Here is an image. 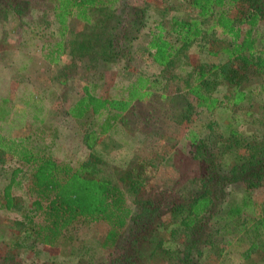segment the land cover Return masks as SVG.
Masks as SVG:
<instances>
[{
	"label": "trees",
	"instance_id": "trees-1",
	"mask_svg": "<svg viewBox=\"0 0 264 264\" xmlns=\"http://www.w3.org/2000/svg\"><path fill=\"white\" fill-rule=\"evenodd\" d=\"M120 1L124 6L122 13L117 15L116 4L121 7ZM182 1L192 17H167L158 9L148 10L145 5L135 8L129 0H6L3 7V0H0V11L6 9L5 15L10 14L19 27L24 25L23 15H36L35 23L24 26L27 31L22 35L29 39H42L41 26L48 27L46 33L54 28L51 35L56 36V40L42 55L48 65L58 61L66 45L67 55L76 56L80 61L88 52V63L92 59L96 66L100 65V70L96 68L97 71L79 86L78 98L63 114L80 122L81 127L85 119L91 122L89 129L84 128L81 134V142L90 154L87 160L73 161L61 149L60 126L49 122L40 127L42 122L38 115L31 116L32 126L35 125L30 130L32 140L28 137L9 139L0 134V154L18 164L13 169H0V221L12 215L16 233L7 240L0 233V242H4L14 255L21 251L30 254L31 258L24 260L27 264H61L55 257L47 263L35 262L36 248H51L61 239L62 243L64 231L78 220L101 222L106 227L100 239L96 236L80 242V248L87 243H99L102 251L114 248L120 231L136 217L120 187L124 180H115L110 172L113 168L123 169L131 158L140 155L138 148L129 151L128 145L120 141L124 132L121 120L135 102L147 103L155 95L163 98L167 87L160 73L136 70L135 76L130 72L120 73L121 80L113 85L108 96H100L99 84L103 82L104 73L112 69L98 57L100 53L86 49L85 42L76 38L67 40L75 22L91 26L107 58L145 54L155 70L170 68L176 63L179 72L181 70L187 77L182 89L194 99L196 109L204 116L207 128L188 130L184 135L186 143L182 142V146H188L191 158L199 163L201 173L194 180L196 184L191 183L194 187L190 191L178 194L184 200L169 209L175 214L171 217L173 228L169 232V242L175 239L177 227L185 233L200 231L205 223L202 219L212 207L214 188H225L229 179L247 185L261 178L258 171H264V133L262 140L257 141V138L254 142L260 156L235 158L229 179L217 173L220 168L212 163V155L220 150L224 152L221 155H225L227 146L237 148L247 140L236 131L244 125L243 120L236 123V110L246 114L254 98L264 101V0ZM233 7L236 12L232 11ZM46 39L51 38L45 36L47 44ZM43 49L45 45L40 50ZM39 102L40 99L34 105ZM7 103L6 99H0V122L7 117ZM214 116L224 119L221 133L213 131L215 122L211 120ZM23 182H28L26 191L30 199L25 206L16 203L13 197V191L20 190ZM249 205L243 198L232 202L225 210L227 221L244 214ZM249 223L252 229L264 235V212ZM2 224L0 228L3 229ZM143 237L148 242L154 236L146 232L139 236ZM153 245L164 248L165 244L158 239ZM189 247L185 245L183 255L171 253L169 248L164 251L170 252L169 259L187 258Z\"/></svg>",
	"mask_w": 264,
	"mask_h": 264
},
{
	"label": "rangeland",
	"instance_id": "rangeland-1",
	"mask_svg": "<svg viewBox=\"0 0 264 264\" xmlns=\"http://www.w3.org/2000/svg\"><path fill=\"white\" fill-rule=\"evenodd\" d=\"M129 1L135 8L145 5L148 10L158 9L167 17L193 16L182 0ZM5 2L6 0H3L2 7ZM120 3L121 7L116 4L117 15L122 13L121 8L124 6L122 1ZM5 11L6 9L0 11V99H6L8 103L5 105L7 117L0 122V134L9 139L28 137L32 140V136L29 137L30 130L35 125L32 126L31 116L38 115L42 122L40 127L48 125L49 122L60 126L61 149L70 155L73 161L87 160L90 154L81 142V134L84 128L89 129L91 122L85 119L84 126L81 127L80 122H74L63 114L78 98L79 86L97 71L96 68L100 70V65L96 66L92 59L88 63V52L84 53L85 57L80 61L76 56L67 55V45L64 46V53L58 61L48 65L42 55L46 48L53 44V40H56V36L51 35L54 28L51 27L50 33H46L48 27L41 26L42 39H34L31 36L29 39L22 35L27 31L24 26L29 22L35 23L36 15H23L21 22L24 25L19 27L10 14L5 15ZM232 11L236 12L235 7ZM94 33L91 26L75 22L70 27L67 40L76 38L85 42L86 49L100 53L98 57L105 60L106 65L112 69L104 73L103 82L99 84L97 91L100 96H108L113 85L121 80L120 73L123 72H130L132 76H135L137 71L160 73L167 85L163 98L155 95L147 103L135 102L130 108L131 111L123 115L121 120L124 132L120 141L128 145L129 151L138 148L140 155L131 158L123 169L113 168L110 173L115 180H124V183L119 185L125 191L126 204L132 208L136 220L129 222L120 231L113 249L103 251L99 243H87V247L83 248L80 246L92 237L99 236L100 239L106 232L105 225L101 222L88 223L78 220L64 231L62 243L61 239L51 248H36L37 258L34 261L47 263L50 258L55 257L61 264H264V235L251 228L253 222L249 223L264 212V171H258L261 178L254 181V184L246 185L243 181L234 182L229 179V170L235 158L259 157L261 154L254 142L257 138V141L260 138L262 140L261 134L264 133V101L258 97L254 98L252 107L246 114L236 110V123L244 121V125L237 127L236 131L241 132L242 137L247 140L239 143L240 147L237 148L227 146L225 155H221L224 153L221 150L212 155V163L220 168L217 173L230 181H227L223 189L214 188L212 207L202 219L205 221L201 226L202 231L200 228L196 233H185L176 226L175 239L169 242V232L173 228L171 217L175 216L169 209L173 204L184 200L178 194H183L184 190L190 191L201 173L199 163L191 158L188 146H182V142L186 143L184 135L188 130L200 128L203 131L207 128L204 127V116L196 109L194 99L182 89L183 81L187 77H184L181 70L179 72L176 63L170 68L155 70L150 66L145 54L107 58L102 53L104 48L100 47L101 42H98L97 34ZM45 36L51 38L46 39L47 44L44 43ZM134 44L135 42L133 46ZM42 45H45V49L40 50ZM220 58L222 57L219 56ZM216 60L218 61V58ZM33 99H40V102L34 105ZM219 118L214 116L211 120L215 122V133H221L223 129L224 119ZM201 119L202 121H197ZM15 167H18V164L14 160L0 154V169ZM27 187L28 182H23L20 190L13 191L15 202L21 206H25L30 200ZM242 198L250 204L249 210L231 222L227 221L225 210L232 202H239ZM186 203L185 201L184 204ZM0 223L4 227L0 228V233L5 240L16 234L12 215L3 218ZM154 228L156 229L153 230ZM146 232L154 236L148 242L144 237L139 238ZM158 239L165 244L164 248L153 245ZM5 245L0 242V264H27L24 260H29L27 258H31L30 254L21 251L20 254L14 255ZM185 245H190L187 258L169 259L170 252L164 251L169 248L171 253L183 255Z\"/></svg>",
	"mask_w": 264,
	"mask_h": 264
}]
</instances>
